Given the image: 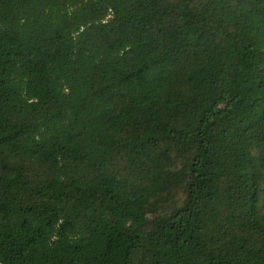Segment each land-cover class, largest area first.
<instances>
[{
    "label": "trees",
    "instance_id": "1",
    "mask_svg": "<svg viewBox=\"0 0 264 264\" xmlns=\"http://www.w3.org/2000/svg\"><path fill=\"white\" fill-rule=\"evenodd\" d=\"M0 264H264V0H0Z\"/></svg>",
    "mask_w": 264,
    "mask_h": 264
}]
</instances>
